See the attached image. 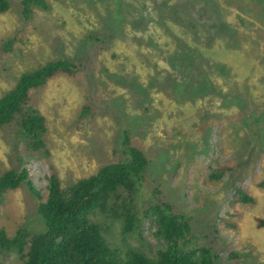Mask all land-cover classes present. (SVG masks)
I'll use <instances>...</instances> for the list:
<instances>
[{
    "label": "rangeland",
    "instance_id": "rangeland-1",
    "mask_svg": "<svg viewBox=\"0 0 264 264\" xmlns=\"http://www.w3.org/2000/svg\"><path fill=\"white\" fill-rule=\"evenodd\" d=\"M8 1L0 98L52 62L84 70L32 89L0 127V177L28 169L32 183L0 194V228L9 238L22 233L25 243L20 254L0 251V264H23L31 240L47 229L33 192L47 193V161L70 185L126 161L127 133L149 160L137 194L142 236L101 218L115 246L155 254L147 212L165 200L189 221L184 249H211L214 264H264V82L253 85L264 78V0H46L48 9L30 4L29 18L24 0ZM213 59L231 64L226 101L215 93L222 79ZM246 76L255 91L242 97ZM34 114L47 120L49 158L28 148L23 122ZM222 169L221 179L211 178ZM239 188L253 201L233 202Z\"/></svg>",
    "mask_w": 264,
    "mask_h": 264
},
{
    "label": "trees",
    "instance_id": "trees-1",
    "mask_svg": "<svg viewBox=\"0 0 264 264\" xmlns=\"http://www.w3.org/2000/svg\"><path fill=\"white\" fill-rule=\"evenodd\" d=\"M30 4L44 9L50 7L46 0H24L26 18L30 17ZM9 7L8 0H0V14L6 12ZM175 9L181 11L179 8ZM197 26L195 25V28L198 30ZM211 43L216 45V40ZM210 64L221 72L222 85L215 87V93L220 95L223 91L221 95L224 98H221V101H226L231 95L224 78L230 75L231 64L217 59H213ZM83 70L82 66L61 59L32 74L24 75L15 90L0 98V127L10 123L21 111L32 89L43 87L49 79L58 75L76 77ZM251 77L246 76L247 80L241 83L240 91H237L239 96L243 94L242 97H247L248 94L254 93L255 90L251 88L253 85H261L264 82L261 77L258 78L257 84L248 86ZM236 85L238 86L239 82ZM23 130L27 134L29 150L42 152L49 158L45 139L48 132L46 118L35 114L29 116L23 122ZM123 145L128 157L126 161L106 165L96 174L67 186H62L54 165L47 161L50 174L46 195H40L33 188V192L39 197L38 211L44 218L47 229L45 233L31 240L23 264H214L216 257L211 249L196 248L188 251L182 247L184 235L190 231L189 221L184 215L175 212L169 202L162 199L147 212L151 225L155 228L153 235L158 240L155 254L138 248H129L125 253L110 241L101 218L119 221L122 233L126 236H142L137 194L145 180L149 160L141 149L131 145L128 133L123 138ZM226 171L222 169L221 173L215 172L211 174V178L221 179ZM26 182L32 184L28 169L8 171L0 177V194L16 189ZM258 186L264 189V179ZM252 201L253 197L247 189L239 188L234 192L233 202ZM259 224L263 226L264 221L259 220ZM24 245L22 233L9 238L0 228V251L19 250L20 254Z\"/></svg>",
    "mask_w": 264,
    "mask_h": 264
}]
</instances>
